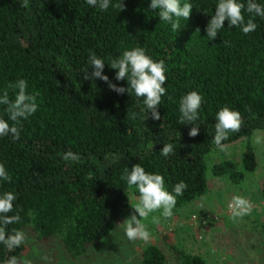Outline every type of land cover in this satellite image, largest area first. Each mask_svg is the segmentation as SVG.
I'll use <instances>...</instances> for the list:
<instances>
[{
    "label": "trees",
    "instance_id": "16d2710c",
    "mask_svg": "<svg viewBox=\"0 0 264 264\" xmlns=\"http://www.w3.org/2000/svg\"><path fill=\"white\" fill-rule=\"evenodd\" d=\"M116 2L110 0L109 9L101 12L85 0H29L28 8L22 0H0V95L7 89L14 99L8 85L25 79L39 105L21 120L18 141L0 137V163L12 177L11 182L0 180V195L16 194L8 215L21 218L7 231L31 227L42 241L60 238L74 255L107 238L138 195L120 179L125 168L140 164L146 172L163 175L169 192L185 182L175 209L187 208L209 189L206 156L216 147V113L227 106L243 117L240 131L230 133L225 145L250 142L256 130L264 131V19L255 17L258 27L247 35L225 21L209 41L205 29L218 0H187L193 5L190 19H181L176 32L160 21L159 10L149 9L151 0H123L126 10L120 12L111 7ZM255 2L264 6V0ZM244 15L247 21L249 14ZM136 47L165 62L167 95L158 106L160 120L151 118L134 93L117 94L100 79H84L85 69L92 72L88 60L94 51L105 62L103 74L127 88V80L117 81L107 63ZM191 91L203 97L194 138L188 135L194 125L179 122V101ZM133 112L134 120L127 115ZM0 118L12 124L5 105H0ZM166 143L174 145L168 157L160 152ZM69 150L81 160L65 162L62 154ZM256 168L249 143L241 167L228 160L215 164L212 172L238 185ZM24 252L25 244L12 251L0 244V264L13 255L22 261ZM141 264L209 263L176 245L147 244Z\"/></svg>",
    "mask_w": 264,
    "mask_h": 264
},
{
    "label": "clouds",
    "instance_id": "9594fccd",
    "mask_svg": "<svg viewBox=\"0 0 264 264\" xmlns=\"http://www.w3.org/2000/svg\"><path fill=\"white\" fill-rule=\"evenodd\" d=\"M86 4L97 8L101 12H105L110 7V0H85ZM21 6L29 7V0H22ZM111 7L120 11L126 10V5L123 0H117L116 3H111ZM150 10H159L160 21L171 25L173 32L181 29V19L187 21L190 19L193 5L187 0L181 4V0H151L149 4ZM249 14V18L245 21L244 12ZM208 14L207 11H204ZM264 19V6L256 3L255 0H247V4L238 2V0H218L214 14L206 26V37L209 41L215 40L217 34L225 27L227 21L228 27L240 28L243 34L247 35L254 32L258 25L254 22L255 17ZM199 32V29H197ZM88 63L92 68L89 74L88 68L84 70V79L95 80L100 79L108 83L109 89L117 94L129 95L135 94L137 98L143 99V104L147 112L151 113L153 120H160L158 106L161 105L162 97L167 95V89L164 87L167 76L166 66L163 60L157 62L148 56L145 50L141 47H136L131 50H125L121 56L110 58L108 66L116 70L115 79L117 81L127 80L128 87H118L109 80L107 75H104L105 62L98 58L94 51L89 56ZM15 92V98H9L8 90H4L0 95V105L6 106L10 125L8 121L0 118V137L11 136L14 141L20 139V122L27 120L34 115L39 105L36 102V95L27 92L28 82L25 79H19L14 84H9ZM169 100L173 98L168 97ZM203 103V97L197 91H191L183 95L179 101V122L180 124H192L189 137L199 135L200 119L199 110ZM248 111H251L249 108ZM131 119H136V113H127ZM147 115L146 118L147 119ZM216 123L213 143L221 151L227 150V145L223 141L228 140L230 133L239 132L243 125V117L239 111L231 110L229 107H222L215 117ZM255 143L261 142L260 137H256ZM161 155L168 157L174 154V145L166 143L160 150ZM62 159L65 162H79L81 157L79 154L67 151L62 154ZM120 179L126 181L129 189L135 188L138 192L137 203L131 207L134 213L124 220V234L129 241L142 240L145 243L151 241V233L142 220H147L151 216L153 224H160L161 218H173V210L177 204V197L183 196L188 185L181 181L175 184L173 191L169 192L165 188L164 176L159 173H149L140 165H133L131 169L125 168ZM0 180L11 182L12 177L9 175L5 166L0 163ZM16 194L8 191L0 195V244H3L9 251L19 248L27 240V235L24 231L12 229V232L7 231V226L20 222L19 214L8 215L13 211L16 200ZM202 207V206H201ZM233 220L242 219L246 215H250L253 209L252 203L242 195H234L228 204ZM159 212L160 216L152 215ZM136 213L139 215L137 218ZM5 264H31L29 260H19L16 256H10Z\"/></svg>",
    "mask_w": 264,
    "mask_h": 264
},
{
    "label": "rangeland",
    "instance_id": "374dc122",
    "mask_svg": "<svg viewBox=\"0 0 264 264\" xmlns=\"http://www.w3.org/2000/svg\"><path fill=\"white\" fill-rule=\"evenodd\" d=\"M257 136L261 138L259 144L254 142ZM249 143L257 162L254 173L248 174L238 185L227 177L213 175V166L224 161L231 160L241 167L242 156ZM206 160L207 194L187 208L174 209L173 218H161L160 224H153L151 216L142 220L151 233L149 243L129 241L124 234L122 223L134 213L131 206L138 202L137 195L131 197L130 206L112 233L78 255L68 252L60 238L42 241L31 227L26 228L22 261L26 259L31 264H141L147 244H157L165 249L170 244L202 255L209 264H264V226L255 222H264V131L256 130L250 142L244 139L227 145L226 151L214 147ZM234 195L244 196L253 205L250 215L235 221L228 208ZM136 215L139 219L138 213ZM152 215L160 216V213ZM209 217L215 219L209 222ZM204 219L209 223L203 224Z\"/></svg>",
    "mask_w": 264,
    "mask_h": 264
}]
</instances>
